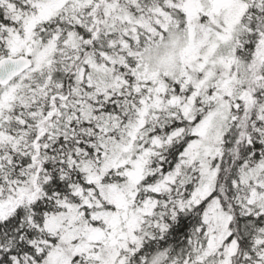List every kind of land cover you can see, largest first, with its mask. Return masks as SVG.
<instances>
[{
	"label": "snow or ice",
	"instance_id": "1",
	"mask_svg": "<svg viewBox=\"0 0 264 264\" xmlns=\"http://www.w3.org/2000/svg\"><path fill=\"white\" fill-rule=\"evenodd\" d=\"M0 264H264V0H0Z\"/></svg>",
	"mask_w": 264,
	"mask_h": 264
}]
</instances>
